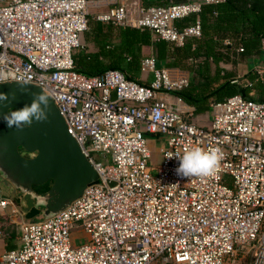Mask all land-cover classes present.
I'll return each instance as SVG.
<instances>
[{"label": "built area", "instance_id": "2783aa9c", "mask_svg": "<svg viewBox=\"0 0 264 264\" xmlns=\"http://www.w3.org/2000/svg\"><path fill=\"white\" fill-rule=\"evenodd\" d=\"M93 1L0 0V82L23 77L46 93L99 177L61 211L32 220L0 191V222L15 240L9 249L3 242L0 264H264V100L211 102L201 124L178 95L187 74L152 56L139 65L146 84L118 69L76 71L72 55ZM165 1L136 17L118 4L93 19L147 29L174 46L198 37L197 20L175 21L201 3ZM253 71L264 80V66ZM146 135L164 137L151 166ZM195 147L219 149V167L210 177L177 176L178 159L165 156ZM80 232L84 241L74 244Z\"/></svg>", "mask_w": 264, "mask_h": 264}, {"label": "trees", "instance_id": "16d2710c", "mask_svg": "<svg viewBox=\"0 0 264 264\" xmlns=\"http://www.w3.org/2000/svg\"><path fill=\"white\" fill-rule=\"evenodd\" d=\"M199 23L198 37H189L181 46L155 38L147 29L119 27L115 25L87 26L82 33L83 42H91L96 50L85 53L81 48L72 55L74 69L87 75L96 74L108 68L120 69V61L128 57L127 70L139 68L144 57L152 56L164 67L177 68L188 74L189 84L178 94L193 107V115L208 111L211 102L222 101L228 96L239 94L245 98L264 100V80H254L256 75L247 77V83L231 82L235 78L232 70L224 69L220 63L227 62L235 53L245 58L262 55L261 41H264V0H218L205 3L199 12L175 21L180 28ZM231 40L230 46H222L221 40ZM241 48V51H237ZM264 63V61H263ZM255 73V72H254ZM253 81V82H252ZM254 83V84H253ZM254 87L261 94L250 96ZM13 111V110H11ZM49 182L33 186L36 191H43ZM42 218L36 216L29 220ZM1 235L6 246L14 247V232L4 220L0 222Z\"/></svg>", "mask_w": 264, "mask_h": 264}, {"label": "water", "instance_id": "95a60500", "mask_svg": "<svg viewBox=\"0 0 264 264\" xmlns=\"http://www.w3.org/2000/svg\"><path fill=\"white\" fill-rule=\"evenodd\" d=\"M26 88L27 92H21L16 81L0 82V92L16 95L10 105L0 106V114L19 109L31 102V93L41 92L31 83ZM46 182L43 191L33 188ZM98 182L96 171L68 134L51 99L46 122H33L17 131L0 119V185L26 218L52 216L79 197L85 187Z\"/></svg>", "mask_w": 264, "mask_h": 264}, {"label": "clouds", "instance_id": "9594fccd", "mask_svg": "<svg viewBox=\"0 0 264 264\" xmlns=\"http://www.w3.org/2000/svg\"><path fill=\"white\" fill-rule=\"evenodd\" d=\"M20 85L21 92H27L26 85L30 81L21 77L16 81ZM30 103L24 104L19 109L0 114L8 128H15L17 131H23L26 126H31L33 122L43 123L48 120L50 97L41 92L31 93ZM16 95L12 93L0 92V106L10 105L15 100ZM175 157L179 161L175 169L177 176L182 178L192 177H210L219 167L221 155L219 149H202L200 147L186 149L181 153H168L165 158Z\"/></svg>", "mask_w": 264, "mask_h": 264}, {"label": "crops", "instance_id": "0c3cea01", "mask_svg": "<svg viewBox=\"0 0 264 264\" xmlns=\"http://www.w3.org/2000/svg\"><path fill=\"white\" fill-rule=\"evenodd\" d=\"M174 1H188V0H174ZM190 1L200 2L201 5L205 4L204 0H190ZM165 2H166L165 0H95V1L91 2L89 4V6H88L87 26H93V24H95V23L98 26L111 25L110 23H105V22H101V21H97V20L93 19V15H95L97 13H100V12H103V11H105L107 8H109L111 6H115V5H118V4H123V5H125L129 15L131 17H136L138 15V8L139 7L150 5V4H164ZM201 5H200V7H201ZM121 28H123V27H121ZM140 30H142V29H140ZM151 35H153V34L151 33ZM82 42H83V39H82ZM82 49H83V51L85 53H93L96 50V47L91 42L88 41V42H83ZM261 50H262V52H264V41H261ZM127 60H128V57L124 58L123 60H121L120 64H119L120 68H124V69H126V71H122L120 69H118V70H120L125 75V77H127L129 79H132V80H134V81H136L138 83L146 84L148 79L150 78V75L149 74H145V73H140L139 68H137L135 70H130V69L127 70V68H126L127 67V65H126V61ZM263 61H264V58H263V56L261 54L257 55V56L256 55H251L250 57L245 58V57L240 56V55L235 53V55L231 56L230 59L227 62H224V63L221 62L220 66H222L224 69L232 70L233 73H235V76H236L235 78L237 80L239 79V77H242V79L244 81H242L241 83L248 84L247 83V78H245V76L247 77L248 75H250V76L256 75L253 70L257 66H264ZM158 66H162V65L158 64ZM108 69H115V68H108ZM187 76H188V74H187ZM254 80L255 81L259 80L258 76H257L256 79L254 78L253 81ZM248 94L250 96H260L261 93L258 90H256L254 87H252L250 89V91L248 92ZM250 99L255 100L254 98H250ZM194 116H197L199 118L200 117L203 118V120H201L202 121L201 124H207L208 123V119H209L208 111L203 113V114L193 115V117ZM152 144H153V142L149 143V144L147 143V146H148L149 149L152 146ZM161 146H162V144H160V146H158L156 148L157 154H158V150H159V148Z\"/></svg>", "mask_w": 264, "mask_h": 264}, {"label": "rangeland", "instance_id": "374dc122", "mask_svg": "<svg viewBox=\"0 0 264 264\" xmlns=\"http://www.w3.org/2000/svg\"><path fill=\"white\" fill-rule=\"evenodd\" d=\"M242 81H244L242 79V77H239L238 82L241 83ZM201 118L202 117L199 118L197 116H194V117H192V120L194 122H196V123H201L202 122L201 120H203V118L202 119ZM145 137H146V142L148 144L153 142L152 146L149 149L150 150V158L148 159V164L150 166L151 165H155L156 163L159 162V156L157 154L156 148L158 146H160V144H162L164 142V139H163L164 137L161 136V135H157V136H155V135H146ZM73 236H74V239H73V243L74 244H79V243L84 241L82 238H80L82 236L81 232L78 233V234L75 233ZM4 241H6L5 237L1 235V237H0V250L3 248V242ZM14 242H15V240L12 239V243L13 244H14Z\"/></svg>", "mask_w": 264, "mask_h": 264}, {"label": "flooded vegetation", "instance_id": "af4514ba", "mask_svg": "<svg viewBox=\"0 0 264 264\" xmlns=\"http://www.w3.org/2000/svg\"><path fill=\"white\" fill-rule=\"evenodd\" d=\"M19 151H20V149H19ZM0 191H4L2 185H0Z\"/></svg>", "mask_w": 264, "mask_h": 264}]
</instances>
